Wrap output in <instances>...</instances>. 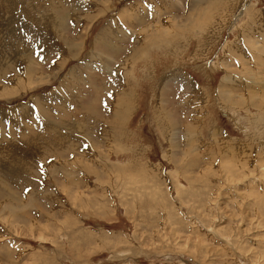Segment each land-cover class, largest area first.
Segmentation results:
<instances>
[{"label": "rangeland", "instance_id": "obj_1", "mask_svg": "<svg viewBox=\"0 0 264 264\" xmlns=\"http://www.w3.org/2000/svg\"><path fill=\"white\" fill-rule=\"evenodd\" d=\"M245 1L0 0V264H264Z\"/></svg>", "mask_w": 264, "mask_h": 264}, {"label": "crops", "instance_id": "obj_2", "mask_svg": "<svg viewBox=\"0 0 264 264\" xmlns=\"http://www.w3.org/2000/svg\"><path fill=\"white\" fill-rule=\"evenodd\" d=\"M37 20V19H36ZM41 20V19H40ZM39 19L37 20L38 22L40 21ZM15 22H16V24H14V25H12V28H13V30H14V28L17 30V29H20V26H19V22H18V20H15ZM30 24H31V27L34 25L35 26V24H33L32 25V23L30 22ZM24 32V33H23ZM22 33H20L19 34V36L20 35H22V37L24 36V35H29L30 36V41L32 42L33 40H34V36L35 35H38L37 37H41L42 35H43V32L40 30V28H39V30L38 31H36V29H31V30H28L27 28H25V30L23 31ZM33 33V34H32ZM17 34H18V31H17ZM23 39V38H22ZM5 40V39H4ZM26 40V42L28 41V38H26L25 39ZM23 40H20V39H18V42H22ZM10 42L12 43V42H16V40L15 39H13V40H10ZM10 43V44H11ZM10 46V45H9ZM0 56L2 55V52H3V50H4V46L2 45V42H1V40H0ZM11 56V55H10ZM0 73H2L1 71H0ZM133 102H132V104H131V106H130V109H132L133 108ZM37 106V105H36ZM35 105H34V116H33V114H32V112H30V116L32 117V119H33V122L34 121H41L42 122V113H41V109L39 108V110H40V112H37L36 111V109H35V107H36ZM38 106H42L41 104H39ZM26 108H28V107H32V104H29V105H26L25 106ZM30 109H32V108H30ZM38 113V114H37ZM37 116H38V118H37ZM26 122V121H25ZM27 122H32V121H27ZM9 128V127H8Z\"/></svg>", "mask_w": 264, "mask_h": 264}, {"label": "bare ground", "instance_id": "obj_3", "mask_svg": "<svg viewBox=\"0 0 264 264\" xmlns=\"http://www.w3.org/2000/svg\"><path fill=\"white\" fill-rule=\"evenodd\" d=\"M17 3H18V1H16ZM247 3H248V1L246 0L245 2H243V4H242V7L240 8V10L237 12V14L236 15H234V16H240V14H241V12H242V10L245 8V7H247ZM13 4H14V1H13ZM7 5V4H6ZM12 6V5H11ZM12 8V7H11ZM2 24H5V23H2ZM2 24H0V25H2ZM7 24V23H6ZM6 26V25H5ZM2 27V26H1ZM8 27H12V26H9V25H7L6 27H5V32H6V28H8ZM209 28V27H208ZM208 31V30H207ZM209 31H210V29H209ZM1 32H3L4 33V28H1ZM211 32V31H210ZM209 32V33H210ZM3 33L1 34V36L3 35ZM195 33V32H194ZM211 34H212V32H211ZM4 35H7V34H4ZM3 35V36H4ZM199 35V34H198ZM212 36H213V34H212ZM7 37V36H6ZM9 37V36H8ZM199 37V36H198ZM210 37V36H209ZM2 39V38H1ZM5 39V38H4ZM3 39V40H4ZM2 40V41H3ZM5 41H7V40H5ZM7 43V42H6ZM3 45V44H2ZM73 45V44H72ZM1 51V50H0ZM1 61V60H0ZM0 65L2 66V65H4V62L3 63H0ZM29 69V68H28ZM28 82V81H27ZM17 87V86H16ZM11 90V89H10ZM59 94V93H58ZM116 107V106H115ZM121 108V107H120ZM125 109V108H124ZM20 111V110H19ZM124 112V111H123ZM43 113V112H42ZM235 115V114H234ZM20 123V122H19ZM43 127V126H42ZM45 127V126H44ZM49 127V126H48ZM47 128V127H46ZM50 128V127H49ZM45 129V128H44ZM42 130V129H41ZM46 130V129H45ZM48 130V129H47ZM50 130V129H49ZM48 130V131H49ZM52 131V130H51ZM40 132V131H39ZM46 132V131H45ZM50 132V131H49ZM48 133V132H47ZM44 135V134H43ZM50 136H51V134H50ZM39 137V136H38ZM37 137V138H38ZM44 138V137H43ZM43 138H42V135L39 137V140H36L37 142H35V144L37 145V147L34 149V151L35 150H37L38 148L39 149H41V148H43L44 146H43V144H44V141H46V140H43ZM35 140V139H34ZM50 140V139H49ZM48 140V141H49ZM33 141V140H32ZM38 143H39V145H38ZM24 175V174H23Z\"/></svg>", "mask_w": 264, "mask_h": 264}]
</instances>
